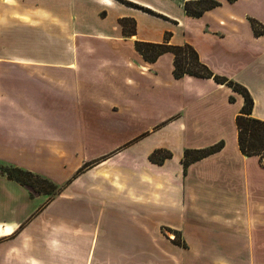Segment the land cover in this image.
Wrapping results in <instances>:
<instances>
[{"label":"crops","instance_id":"1","mask_svg":"<svg viewBox=\"0 0 264 264\" xmlns=\"http://www.w3.org/2000/svg\"><path fill=\"white\" fill-rule=\"evenodd\" d=\"M184 1L0 0V264H264V158L238 147L243 96L134 45H190L264 121L251 24L264 28V0L199 16ZM2 167L59 191L32 193Z\"/></svg>","mask_w":264,"mask_h":264},{"label":"trees","instance_id":"2","mask_svg":"<svg viewBox=\"0 0 264 264\" xmlns=\"http://www.w3.org/2000/svg\"><path fill=\"white\" fill-rule=\"evenodd\" d=\"M227 1L232 2L234 0ZM218 4L219 1L217 0H190L183 2V8L187 14L199 16L204 10L212 8ZM251 24L256 34H260L264 31V28L257 21L252 20ZM134 45L136 50L147 61H154L161 53L164 52L169 51L173 53V75L175 77H181L183 75L210 77L216 82L225 84L231 87L234 91L240 93L243 96L244 102L239 113L235 117L238 147L245 155H258L259 158H264V121L251 116L253 100L248 91L242 85L228 79L227 77L213 74L206 65L199 61L196 51L188 44L172 45L168 44L166 41L162 43L135 41ZM230 99L232 98L230 97ZM222 146L223 142L219 141L204 148L185 149L182 163L186 166L189 162L213 153L219 150ZM168 155L169 153L166 151L162 152L160 150H156L152 152L150 159L158 161V159H162ZM1 170L8 178L14 179L20 184L26 185L30 188L35 187L33 182L35 184L36 181L46 182L52 190L47 191V189L42 190L41 192L49 195H52L51 192H53L55 188H58L57 185L49 179L18 167H2ZM26 177L30 179V182H27L24 179Z\"/></svg>","mask_w":264,"mask_h":264},{"label":"rangeland","instance_id":"3","mask_svg":"<svg viewBox=\"0 0 264 264\" xmlns=\"http://www.w3.org/2000/svg\"><path fill=\"white\" fill-rule=\"evenodd\" d=\"M27 182H30V179L28 178V177H26V178H24ZM38 181H36V184L33 182V185H35V187H33V188H30V190H31V192L32 193H41V191L42 190H47V191H51L52 189L49 187V185H47V183L45 182H38ZM39 187H38V186ZM58 187V186H57ZM41 188V189H40ZM59 191V189L58 188H55L54 190H53V192H51L52 193V195H50V197H52L54 194H56L57 192ZM43 193V192H42Z\"/></svg>","mask_w":264,"mask_h":264}]
</instances>
